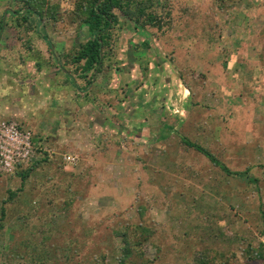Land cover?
Listing matches in <instances>:
<instances>
[{
    "label": "rangeland",
    "instance_id": "rangeland-1",
    "mask_svg": "<svg viewBox=\"0 0 264 264\" xmlns=\"http://www.w3.org/2000/svg\"><path fill=\"white\" fill-rule=\"evenodd\" d=\"M75 2L50 0L61 4L58 21L27 14L29 29L23 5L0 0V122L14 120L36 142L13 171H0V217L3 210L7 216L0 264H31L27 251L35 246L46 248L47 264H118L123 239L116 232L126 228L137 241L142 229L151 234L134 250L138 264H193L205 253L215 264H264V0H132L131 12L141 8V21L154 13L160 27L115 9L105 59L121 41L149 49L148 71L131 90L148 84L160 94L137 100L123 90V106L145 105L143 116L156 113V125L145 135L125 133L103 155L99 146H60V130L75 118L50 112L76 99L64 72L76 79L87 73L65 61L93 37L73 17ZM129 134L143 142L129 146Z\"/></svg>",
    "mask_w": 264,
    "mask_h": 264
},
{
    "label": "crops",
    "instance_id": "crops-1",
    "mask_svg": "<svg viewBox=\"0 0 264 264\" xmlns=\"http://www.w3.org/2000/svg\"><path fill=\"white\" fill-rule=\"evenodd\" d=\"M115 47L117 49L115 57L104 59L102 72H100V67L87 72L86 76H84V79H88L87 81L83 78H72L71 75L63 71L64 76L62 75V79L67 82L68 92H71L72 96L75 94L77 96H74L76 99L71 98L73 100L68 101L69 105L71 104L72 106L66 111L58 110L59 106H53L52 109H50V112H52L54 110L53 108H58L57 114H61L62 116L71 115V117L74 116L73 118H75L73 119V123L70 124L71 127H68L69 125L66 124L67 130L65 131V128L60 130V146L69 145L73 147V149L76 148L79 150H83V148L84 150H88L87 147L90 145H94L95 147L99 146L101 150H103L101 153V155H103L110 151L109 149L104 151L103 148L108 146L111 141L121 142V139L125 140V133L127 135L129 132L134 133L138 131L145 135L146 131L154 129L156 125L155 122L157 121L155 119L156 113H151V115L148 114L150 116L145 118L143 116L145 113L144 109H147L145 105L138 104L139 106L135 111L132 110L129 112V110L123 106V103H121L124 95L122 93L123 90H126L128 99L134 98L139 100L152 97L150 94L148 95V91L152 93L148 84H146L140 92L136 93L131 90L132 83L137 82L136 80L140 79V76H142L143 73L146 74L148 71L146 63H151L149 60V56L151 55L148 54L149 49L136 51L129 43L125 45L122 41L119 44L117 43ZM128 51L129 54L127 55L126 52ZM111 61L112 64L109 66ZM144 62L146 63L144 64ZM154 63L155 65L151 64L155 66L154 68L160 67L158 60L154 61ZM56 71L59 74L62 72V69L57 68ZM168 83L171 85L172 80H169ZM152 94L154 98H157L160 93L157 94L153 92ZM67 99L69 98L67 97ZM45 103L46 102L42 103V106H44ZM109 103L112 107H109ZM170 106L173 108V103ZM152 115L154 117H152ZM166 127L171 126L165 124V128ZM66 132L70 134V138ZM102 134H104V136H101ZM133 137L134 136H130L129 134L126 139L127 142H129V146L137 144L136 142H143L139 135ZM42 138L40 137V140ZM81 142L85 144L84 147ZM112 160L113 159L110 157L109 161ZM82 175H84V173H80L79 178L75 176L77 182H82Z\"/></svg>",
    "mask_w": 264,
    "mask_h": 264
},
{
    "label": "trees",
    "instance_id": "trees-1",
    "mask_svg": "<svg viewBox=\"0 0 264 264\" xmlns=\"http://www.w3.org/2000/svg\"><path fill=\"white\" fill-rule=\"evenodd\" d=\"M23 5V11L26 16L23 21L29 22L30 16L36 15L41 21H58L61 16V4H50V0H15ZM132 0H76L75 10L73 12V17L79 20L80 24L84 23L89 26L90 32L93 34L92 39H90L85 45L81 46L77 54L66 55L65 60L69 64L79 66V71L89 72L93 69L100 67V70L104 67V59L108 53V49L112 48L113 35L111 30L118 23V19L114 14V10L117 9L128 15L131 19H136L137 22L141 23L145 27H160L161 23L158 17L152 13L148 15L147 21H141V18L145 16L144 11L139 8L138 12H131L129 6ZM15 16L22 15L18 10L14 12ZM19 18V17H18ZM141 21V22H140ZM28 28H32V24L29 22ZM107 52V53H106ZM78 68V67H77ZM183 144L203 155L210 163L216 167L221 168L223 172L229 174H235L229 171L228 168L218 160L209 150L206 148L191 142L189 139L182 137ZM33 144L36 142L33 140ZM36 146V145H35ZM48 163V159L43 163H39L35 166L39 167ZM36 167V168H37ZM27 175L23 176V181L27 179ZM14 194H11L13 197ZM10 200H13L12 198ZM6 213H3L0 217V231H3L7 225L6 223ZM141 236H139V241L134 233L126 228L124 231H117L116 236L123 239L122 254L118 258V264H138L133 260L134 250L136 247L144 245L148 239L151 238L149 230L142 229L140 231ZM32 241L27 242V247L30 248ZM27 248V249H28ZM27 255L32 257L31 264H47L48 251L46 248H40V246L32 247L31 250L27 251ZM235 259L236 255L232 254ZM255 259V258H254ZM257 259V258H256ZM97 260V259H96ZM93 260V264H100L98 261ZM217 258L212 256L210 253L199 254L193 264H215ZM229 264V263H225Z\"/></svg>",
    "mask_w": 264,
    "mask_h": 264
},
{
    "label": "built area",
    "instance_id": "built-area-1",
    "mask_svg": "<svg viewBox=\"0 0 264 264\" xmlns=\"http://www.w3.org/2000/svg\"><path fill=\"white\" fill-rule=\"evenodd\" d=\"M32 145L33 135L30 131L21 128L14 120L0 122V171H13L17 163L28 157Z\"/></svg>",
    "mask_w": 264,
    "mask_h": 264
}]
</instances>
